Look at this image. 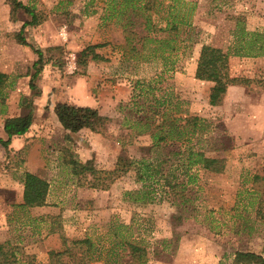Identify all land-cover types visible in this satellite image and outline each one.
Returning <instances> with one entry per match:
<instances>
[{
	"label": "rangeland",
	"instance_id": "1",
	"mask_svg": "<svg viewBox=\"0 0 264 264\" xmlns=\"http://www.w3.org/2000/svg\"><path fill=\"white\" fill-rule=\"evenodd\" d=\"M8 1L0 0V72L7 75L0 135L5 118L24 112L21 100H30L32 112L27 131L10 139L0 160V242L14 247L18 264H46L49 250L82 237L104 248L90 264H233L235 250L264 256V223L253 219L251 197L240 193L243 180L248 186L251 175L264 176V90L258 89L264 82V0H151L145 28L133 20L121 27L108 16L121 0H19L44 16L22 31L47 59L33 80L35 90L28 87L35 54L12 38L29 15L18 8L11 17ZM85 5L95 12L85 14ZM171 17L175 28L161 30ZM140 36L152 40L142 43ZM97 43L104 45L78 68V52ZM202 44L227 52L229 76L255 81L229 87L221 105H209L212 83L193 77ZM57 102L96 108L110 121L102 133L70 132L53 113ZM161 113L180 118L177 125L195 115L204 128L190 133L186 127L187 143L153 145L150 132L139 133L141 124L134 125L138 132L124 124L146 114L160 119ZM182 147L224 158L226 171L197 168L195 182L175 193L162 180H138L141 159L168 158L161 172L179 177ZM63 155L98 170H111L118 156L133 162L99 189L76 185ZM24 171L47 183L43 205L21 206ZM149 187L157 188L155 198L133 200ZM128 241L136 246L134 257ZM109 247L117 255L109 256Z\"/></svg>",
	"mask_w": 264,
	"mask_h": 264
},
{
	"label": "trees",
	"instance_id": "2",
	"mask_svg": "<svg viewBox=\"0 0 264 264\" xmlns=\"http://www.w3.org/2000/svg\"><path fill=\"white\" fill-rule=\"evenodd\" d=\"M71 1L72 0H59L58 3L69 5ZM8 4L10 7L9 15L11 17L13 16L14 11L18 8L22 9L29 15V19L22 22L19 30L12 34V38L18 44L29 48V50L35 54V58L31 64L32 73H30L28 80V87L31 90H35L36 87L33 80L37 77L47 59L43 58L41 50L27 43L22 31L27 25H36L42 22L44 16L41 12L35 11L33 5L22 4L19 0H9ZM116 5H118L117 8L113 3L111 4L108 16H115L121 27H128L133 24L132 20L134 24L142 25L144 28L147 26V12L152 7L151 0H121ZM83 10L85 14L95 12L94 9L87 11L86 5L83 7ZM141 15L144 16V18L138 23L136 18ZM171 18L170 25L168 26L167 23L165 27L160 28L161 30L175 28V20L173 17ZM150 40L152 39L148 36H140L138 38V41H141L142 43ZM163 40L164 39H162L161 43L164 42ZM167 41L166 44L169 45V40ZM103 45L104 43H97L84 46L77 54L75 61L77 67L82 69L85 65L86 58L93 54L95 48ZM193 77L197 80L212 83L207 95L208 104L211 106L222 104L228 86L239 85L250 87L252 82L255 81V79H249L246 77L229 76L227 52H223L220 48L208 44H202L198 50ZM6 78L7 75L0 72V94ZM258 89L264 90V82H262V85ZM20 105L23 107L24 112L19 116L5 118L2 124L3 137H0V145L4 149H7L10 139L13 136L24 134L31 124L32 112L30 100H21ZM53 113L61 127L70 132H76L79 129L86 128L94 132L102 133L105 131V126L110 121L109 117L101 115L96 108L73 105L66 102H57L53 106ZM152 115L153 114L142 115L139 119L134 120L132 125L124 124L135 129L137 132L138 129H136L134 125L141 124V127H139L141 128L139 133L150 132V136L153 139V145H158L166 140L181 143L186 141L189 142L188 139H182L185 135L186 127L190 126V133H193L195 130L200 131L204 128L202 124L204 120L195 115L185 117L182 125H177V121L180 118L175 116L166 117L164 113H161L160 119H154ZM155 121H157L156 124ZM158 148L159 147H148V150L156 151ZM182 150V153L179 154H184L185 158L181 156L178 157L184 160V163H181L182 169L179 177L175 175H170L171 177H169V174L161 172L162 164L163 162L169 161L168 158L153 160L141 159L138 164V180H143L145 182L150 181L151 185L162 180L163 185L169 188V192L171 190L175 193L176 190L182 191L188 186V184L195 182L197 174L196 171L193 170H196L197 168H201L211 173H221L227 169L225 164L226 160L224 158L207 156L199 148L194 149L193 147H182ZM172 153L177 154L175 151ZM63 159L65 160V163L70 166V173L75 176L76 185L99 189H106L109 183L131 169L133 162L124 156H118L115 165L111 170H98L94 169L88 161L80 163L68 155H63ZM20 181L22 183L21 206L35 207L41 206L45 203L47 183L43 179L31 172L24 171L21 175ZM249 181L250 183L247 186L243 180L240 193L251 197V200L248 201V205L253 206V219L264 223V176L253 174L251 175V178H249ZM156 191L157 188H150V190H145L142 193L136 192L137 196L133 197V200L151 201L155 198L157 194ZM132 193H135V191L128 194L130 195ZM138 194L141 195L139 196ZM161 198L162 195L158 200H161ZM239 217L240 216L237 217V225L240 224ZM121 242L123 241L118 242L119 245ZM62 243L63 246L61 249L48 251V261L46 264H90L101 258L104 249L103 246H98L89 237L71 239ZM126 244L130 250V257H134L137 250L136 246L129 241L126 242ZM107 252L109 256L117 255L115 249V253H113L110 247L107 249ZM107 252H105V255H107ZM231 255V263L233 264H264V256L260 253L235 250ZM112 262L114 263L115 260H112ZM0 264H18L14 254V247L7 241L0 242Z\"/></svg>",
	"mask_w": 264,
	"mask_h": 264
},
{
	"label": "crops",
	"instance_id": "3",
	"mask_svg": "<svg viewBox=\"0 0 264 264\" xmlns=\"http://www.w3.org/2000/svg\"><path fill=\"white\" fill-rule=\"evenodd\" d=\"M229 87H234V86H228L227 87V90H228V88ZM227 90H226V92H227ZM225 95H226V93H225ZM224 98H225V96H224ZM224 98H223V100H224ZM1 137H3V131H2V128H1V135H0ZM16 137V136H15ZM1 146V145H0ZM16 149V148H15ZM3 153H4V148L3 147H0V160H2V158H3Z\"/></svg>",
	"mask_w": 264,
	"mask_h": 264
}]
</instances>
